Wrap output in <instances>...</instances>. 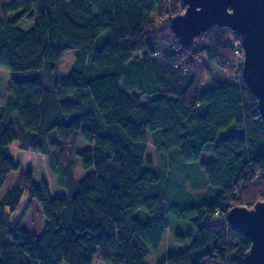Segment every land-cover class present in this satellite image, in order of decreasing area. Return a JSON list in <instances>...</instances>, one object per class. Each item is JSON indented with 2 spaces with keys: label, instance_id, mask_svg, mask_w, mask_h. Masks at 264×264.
Wrapping results in <instances>:
<instances>
[{
  "label": "trees",
  "instance_id": "obj_1",
  "mask_svg": "<svg viewBox=\"0 0 264 264\" xmlns=\"http://www.w3.org/2000/svg\"><path fill=\"white\" fill-rule=\"evenodd\" d=\"M185 8L184 0L0 2V68L12 74L0 107V264H93L96 254L145 264L164 241L167 214L196 234H178L186 248L158 264H247L251 239L215 213L264 201V122L229 45L241 35L214 26L184 46L171 20ZM25 20L33 26L21 27ZM69 51L70 75L58 81ZM79 137L89 147L75 152ZM149 142L202 170L201 183L190 174L185 182L215 188L214 201L206 202L212 189L193 195L185 183L175 199L165 194L172 173L146 159ZM204 151L213 161H201ZM75 155L86 171L79 181ZM25 197L22 215L33 200L42 209L38 238L12 216Z\"/></svg>",
  "mask_w": 264,
  "mask_h": 264
},
{
  "label": "water",
  "instance_id": "obj_2",
  "mask_svg": "<svg viewBox=\"0 0 264 264\" xmlns=\"http://www.w3.org/2000/svg\"><path fill=\"white\" fill-rule=\"evenodd\" d=\"M183 13L171 26L184 46L192 45L212 27L238 32L242 37V76L256 96L264 122V0H184ZM230 226L252 241L247 264H264V201L253 207L234 206L227 213Z\"/></svg>",
  "mask_w": 264,
  "mask_h": 264
},
{
  "label": "rangeland",
  "instance_id": "obj_3",
  "mask_svg": "<svg viewBox=\"0 0 264 264\" xmlns=\"http://www.w3.org/2000/svg\"><path fill=\"white\" fill-rule=\"evenodd\" d=\"M69 1V0H67ZM1 4H5L8 2V0H0ZM16 14V13H15ZM14 15V13H13ZM30 25V26H29ZM21 27H29L31 28L33 26V23L25 20L20 23ZM75 60V52L69 51L59 62V68H58V81L59 80H65L71 72L72 64ZM215 72H219L217 68H214ZM11 72L1 69L0 68V102L3 99V96L6 93V90L11 86ZM212 88V79L210 77L206 78L205 82L203 83V90L207 91ZM3 92V93H1ZM89 147V143L85 142L81 137H79V141L76 144L75 152L78 150H83L85 148ZM150 150H148L146 159L149 161H153L155 163L156 171L158 173L164 172L166 173L165 167L166 164L170 168V171L172 173L170 182L167 183L165 189V194L167 193L169 197H174L179 195L180 192H183V189H185L186 192H189L191 194H204L205 189H212L210 195L206 197V202H212L216 198V189L200 185L198 188H194L192 185L185 182L186 174H190L192 178L194 177V181L196 183H201L202 177L201 172L197 170V167L195 164H188L184 162V160L178 155V153L173 154L170 158L165 159L159 152L154 150V146L150 144ZM18 151V145L15 144L13 148H11L10 155L12 157H15V153ZM31 159V154L28 152H25V158L23 163L20 166V171L25 173L28 170L29 162ZM75 160H77V169H76V179L82 180L86 174V171L84 170L81 161L78 159L77 155L74 157ZM214 156L211 151H204L201 155V161L202 162H211L213 161ZM199 164V163H198ZM186 184V186L183 188V184ZM182 186V187H181ZM183 188V189H182ZM205 188V189H204ZM28 197H25L20 205V208L17 212H15L12 216L14 220H18L21 218V227L26 229L31 237H40V235L45 230V219L42 214V209L39 205V203L36 200H33L30 207L27 208L25 211V214L22 215L24 212V209H26L28 204ZM169 225L167 227V230L165 232L164 241L161 245V247L156 252L149 253L145 257V264H158L159 262L163 261L166 257L169 251L172 250V252H181L186 248V244H178L176 242V237L178 234L186 235L188 233L195 235L196 231L188 222H182L177 220V218L174 215L167 214ZM217 220L220 221V216H217ZM222 219V216H221ZM227 219V217H226ZM229 225V222H228ZM93 264H106L102 262L98 254L94 256Z\"/></svg>",
  "mask_w": 264,
  "mask_h": 264
},
{
  "label": "built area",
  "instance_id": "obj_4",
  "mask_svg": "<svg viewBox=\"0 0 264 264\" xmlns=\"http://www.w3.org/2000/svg\"><path fill=\"white\" fill-rule=\"evenodd\" d=\"M229 45L231 46V48L233 49L235 55L237 56V65H243V61H244V56H243V48H242V44L240 41L237 40H231L229 42ZM241 79H243L242 77V72L239 73ZM226 215L227 213H224L222 211V209H217L215 216H222L223 220H226ZM228 223L226 224V227H228Z\"/></svg>",
  "mask_w": 264,
  "mask_h": 264
},
{
  "label": "crops",
  "instance_id": "obj_5",
  "mask_svg": "<svg viewBox=\"0 0 264 264\" xmlns=\"http://www.w3.org/2000/svg\"><path fill=\"white\" fill-rule=\"evenodd\" d=\"M8 90H9V88L6 90V93H5V95L3 96V99H2V101L0 102V107L5 103V101L7 100V97H8ZM1 93H3V92H1ZM150 144L151 145H153L154 146V144L152 143V142H149L148 143V150H150ZM154 150L156 151V147L154 146ZM166 159H167V157H166Z\"/></svg>",
  "mask_w": 264,
  "mask_h": 264
}]
</instances>
